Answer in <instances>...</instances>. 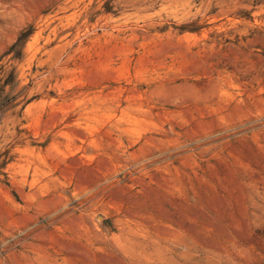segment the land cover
Returning a JSON list of instances; mask_svg holds the SVG:
<instances>
[{
	"label": "rangeland",
	"instance_id": "374dc122",
	"mask_svg": "<svg viewBox=\"0 0 264 264\" xmlns=\"http://www.w3.org/2000/svg\"><path fill=\"white\" fill-rule=\"evenodd\" d=\"M0 264H264V0H0Z\"/></svg>",
	"mask_w": 264,
	"mask_h": 264
},
{
	"label": "trees",
	"instance_id": "16d2710c",
	"mask_svg": "<svg viewBox=\"0 0 264 264\" xmlns=\"http://www.w3.org/2000/svg\"><path fill=\"white\" fill-rule=\"evenodd\" d=\"M0 88H1V86H0Z\"/></svg>",
	"mask_w": 264,
	"mask_h": 264
}]
</instances>
